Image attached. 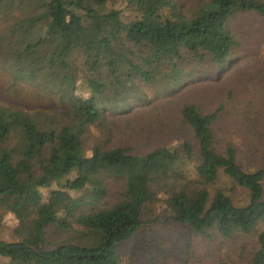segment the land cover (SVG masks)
Listing matches in <instances>:
<instances>
[{
    "label": "trees",
    "instance_id": "1",
    "mask_svg": "<svg viewBox=\"0 0 264 264\" xmlns=\"http://www.w3.org/2000/svg\"><path fill=\"white\" fill-rule=\"evenodd\" d=\"M253 12L264 15V0H0V64L61 103L0 102V206L18 220L17 239H0V264H118L121 245L159 199L157 186L167 194V221L197 233L232 237L264 224V168L244 169L232 145L217 149L218 111L183 105L195 143L138 153L84 145L106 108L145 101L139 84L171 90L223 69L237 43L234 22ZM187 160L195 162L194 179ZM221 173L250 191L246 206L223 189L212 196ZM115 184L120 193L109 200ZM52 224L66 232L79 225L89 239L53 242ZM258 241L251 264H264V227Z\"/></svg>",
    "mask_w": 264,
    "mask_h": 264
},
{
    "label": "rangeland",
    "instance_id": "2",
    "mask_svg": "<svg viewBox=\"0 0 264 264\" xmlns=\"http://www.w3.org/2000/svg\"><path fill=\"white\" fill-rule=\"evenodd\" d=\"M1 17L0 13V21ZM233 26L237 43L223 69L209 75L202 71L171 90H164L160 85L139 84L138 93L145 101L135 97L129 109L106 108L102 122L91 126L84 136L86 150L90 151L100 141L135 153L178 146L185 140L195 143L193 132L181 114L183 105L193 103L204 112H219L215 128L216 147L221 153L232 145L244 169L264 168V15L241 14ZM90 81L97 89L95 75H90ZM48 92L39 81L14 80L13 73L0 64V102L3 104L28 109L61 105ZM196 148L197 155L198 145ZM187 162L189 176L194 179L195 162ZM54 187L45 189V194ZM218 189H223L238 206L250 202V191L223 173L211 186L212 196ZM156 190L158 201L144 213V225L121 245L118 264H251L264 224L252 233H237L232 237L216 231L200 234L173 220L167 221V194L158 186ZM119 193V184H115L109 200ZM17 224L15 214L0 206V239L16 240ZM47 233L53 242L86 243L89 239L88 231L79 225L66 232L52 224Z\"/></svg>",
    "mask_w": 264,
    "mask_h": 264
}]
</instances>
